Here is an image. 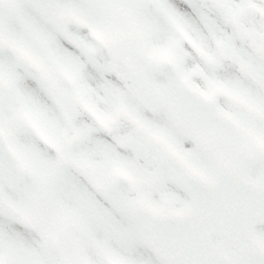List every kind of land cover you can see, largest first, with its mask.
<instances>
[{
  "label": "rangeland",
  "instance_id": "rangeland-1",
  "mask_svg": "<svg viewBox=\"0 0 264 264\" xmlns=\"http://www.w3.org/2000/svg\"><path fill=\"white\" fill-rule=\"evenodd\" d=\"M142 1L0 0V128L15 171L0 188L31 221L21 226L0 214V264H173L126 210V201L153 212L181 209L191 194L176 177L186 170L213 175L230 161L231 146L241 144H221L157 104L142 67L172 64L167 45L173 38L206 59L207 53L170 0H155L158 11L151 16ZM200 3L206 26L222 25L224 36L234 35L264 59V0ZM212 43L248 79L260 78L225 53L215 33ZM22 55L40 66L46 84L21 70ZM189 71L199 74L195 67ZM179 80L187 85L188 77L180 74ZM257 86L264 88V80ZM214 90L252 122L214 115L246 145L264 148V125L256 123L264 122V104L223 86ZM259 167L254 172L263 174ZM256 230L264 247V224ZM218 240L234 264H264V255L243 258L229 241Z\"/></svg>",
  "mask_w": 264,
  "mask_h": 264
},
{
  "label": "snow or ice",
  "instance_id": "snow-or-ice-1",
  "mask_svg": "<svg viewBox=\"0 0 264 264\" xmlns=\"http://www.w3.org/2000/svg\"><path fill=\"white\" fill-rule=\"evenodd\" d=\"M170 3L183 18L189 34L207 53V59L186 42L173 38L167 45L175 56L172 64H156L155 70L142 67V75L147 86L158 97V105H163L166 109L170 106L189 127L214 134L221 144L238 141L240 136L233 126L214 113L227 112L245 124L252 121L241 106L233 104L227 96L214 89L223 86L228 91H239L264 104V88L258 87L244 76L235 60L229 62L220 57L212 43L213 33L215 38L220 40L225 53H231L246 63L262 80L264 59L252 54L247 45L234 35L224 36L221 32L222 25L206 26L201 19V14L206 10L200 0H170ZM208 15L215 18L212 13ZM194 67L198 68L199 74L189 71ZM180 74L188 77L187 85L180 83ZM201 92L210 94L211 100H204ZM256 123L264 125V122Z\"/></svg>",
  "mask_w": 264,
  "mask_h": 264
},
{
  "label": "water",
  "instance_id": "water-1",
  "mask_svg": "<svg viewBox=\"0 0 264 264\" xmlns=\"http://www.w3.org/2000/svg\"><path fill=\"white\" fill-rule=\"evenodd\" d=\"M144 10L147 14L154 12L153 0H145ZM20 62L32 79L43 81L34 63L26 57ZM12 165L10 150L0 134L1 179L9 180L13 176ZM200 177L183 175L179 178L194 194L192 204L183 211H161L153 215L134 202H128L127 208L178 264H231L222 251L213 249L209 238L217 233L230 236L241 218L245 219L246 230L254 220L264 219V181L232 180L231 177L239 175L230 170L229 165H223L214 180ZM0 212L21 224L28 223L25 215L1 191Z\"/></svg>",
  "mask_w": 264,
  "mask_h": 264
},
{
  "label": "flooded vegetation",
  "instance_id": "flooded-vegetation-1",
  "mask_svg": "<svg viewBox=\"0 0 264 264\" xmlns=\"http://www.w3.org/2000/svg\"><path fill=\"white\" fill-rule=\"evenodd\" d=\"M241 144L239 146L232 145L230 148V163L236 166V168L242 172L244 175L253 178L255 180L264 179V173H257L254 172L259 168H264V148L260 146L257 142H250L246 145L244 137L238 140ZM236 142V141H235ZM261 223H254L253 228L255 229L256 226ZM256 231V230H255ZM256 241L259 242V235L256 233ZM226 239L224 236H217L214 237L216 242H219L218 239ZM230 243L233 244L235 247L240 249L242 245L236 241H233L230 238ZM262 254H255V252L251 253L249 256H262Z\"/></svg>",
  "mask_w": 264,
  "mask_h": 264
},
{
  "label": "bare ground",
  "instance_id": "bare-ground-1",
  "mask_svg": "<svg viewBox=\"0 0 264 264\" xmlns=\"http://www.w3.org/2000/svg\"><path fill=\"white\" fill-rule=\"evenodd\" d=\"M98 48H99V46H98V44H97V51H96V52H99V51H98ZM201 96L203 97L204 100H209L208 97H207L206 95L201 94ZM113 112L116 113L115 111H113ZM126 134H127V133H126ZM121 153H122L123 156H125V157L128 156V157H129V154H128V152H127V149H122V150H121Z\"/></svg>",
  "mask_w": 264,
  "mask_h": 264
}]
</instances>
